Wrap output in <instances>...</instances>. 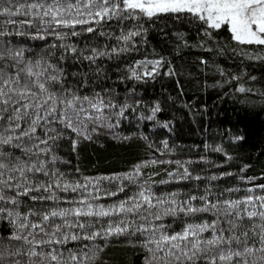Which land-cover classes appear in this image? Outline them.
Masks as SVG:
<instances>
[{"label":"snow or ice","instance_id":"snow-or-ice-1","mask_svg":"<svg viewBox=\"0 0 264 264\" xmlns=\"http://www.w3.org/2000/svg\"><path fill=\"white\" fill-rule=\"evenodd\" d=\"M163 18L191 26V38L173 33L177 53L196 48L238 61L237 73L198 57L224 78L213 86L235 82L242 102L252 103L249 95L264 102V90L247 86L257 76L244 69L246 62L264 63V0H0V222L10 226L0 228V264H120L107 250L121 245L133 255L138 250L140 264H264V183L254 182L264 177L240 174L251 165L203 176L189 171L192 161L177 160L176 170L159 181L158 172L141 179L142 169L173 161L145 160L96 176L59 167L70 164L59 154L64 145L75 153L104 131L114 140L132 139L113 130L140 108L135 88L120 98L113 86L96 81L104 78L105 59L140 52ZM99 37L115 43H95ZM153 54L125 60L123 69L117 64L118 79L178 75L170 59ZM160 111L155 103L139 119L154 120ZM226 177L250 186L212 183ZM189 180L206 181L203 189L195 185L199 195L155 191ZM113 197L119 199L101 203Z\"/></svg>","mask_w":264,"mask_h":264},{"label":"trees","instance_id":"trees-1","mask_svg":"<svg viewBox=\"0 0 264 264\" xmlns=\"http://www.w3.org/2000/svg\"><path fill=\"white\" fill-rule=\"evenodd\" d=\"M112 30L115 31V27ZM176 31L188 32L191 38L190 25L163 18L149 29V43L143 46L140 52H133L127 57H121L120 60L105 59L103 61L104 78L97 80L96 83L100 87L113 86L120 98L128 95L126 89L135 88L134 96L142 102L136 113L122 121L119 128L113 130L118 137L132 136V139L114 140L111 138V132L104 131L95 138L94 142H82L75 153L64 145L59 154L69 160L70 164L59 165L62 170L72 172L75 167H78L84 175H107L129 171L134 164L141 161L157 159L170 160L173 163L144 168L142 172L145 175L141 179H146L147 174L154 172L159 173L154 176L156 181L166 179L167 172L176 170L177 165L174 162L177 160L192 161L186 166L194 175L208 176L224 171L240 173L241 167L248 164L251 167L240 173L241 175L264 177V102H260L258 96L252 95L248 96L252 103L242 102L245 100V94L235 92V82L224 84L222 87L213 86L222 82L224 78L214 70L213 65H201L197 58L215 59L225 69L237 73L242 70L238 61L213 57L196 48H185L177 53L174 46L178 41L173 35ZM106 42L115 43L114 40L106 41L104 37H99L95 41L99 44ZM153 49L156 54L164 55L172 61L173 66L178 70L176 77L165 76L162 72L155 79L146 78L143 82L132 80L121 82L118 79L123 72L116 71L117 64H120L123 69L125 60L142 59L146 54L149 58H157L153 54ZM244 69L250 75L257 76L256 81L247 80L245 77L247 86H253L258 91L264 90V63L246 62ZM75 70V68H69V71ZM177 79L180 81L179 88L176 83ZM90 87H96V85L91 84ZM100 87H96V90L99 91ZM84 91L87 92L88 89L85 88ZM155 103H159L161 107L156 118L140 120L139 113L149 115ZM165 122H168V128L162 126ZM141 136L147 139H142ZM239 136L243 139L236 140L235 137ZM165 140L171 151L163 148L162 142ZM149 144L155 147H149ZM218 146L223 147L224 152L212 151ZM157 149H160L163 154ZM225 153L231 156V159H228ZM216 165L222 167H216ZM254 182L264 183V179H257ZM205 183V180L182 181L157 185L155 191L159 193L179 189L199 195V189H203ZM212 183L221 188L237 184L242 188L250 186L235 177H226ZM195 185H199V189ZM238 195H243V193ZM122 196L124 193H121ZM116 199L119 197L102 200L101 203H110ZM9 227L7 222H0V228L5 231ZM107 251L120 264H140L141 254L138 250L133 255L131 248L121 245L111 247Z\"/></svg>","mask_w":264,"mask_h":264}]
</instances>
